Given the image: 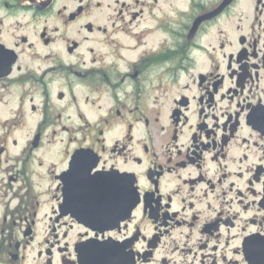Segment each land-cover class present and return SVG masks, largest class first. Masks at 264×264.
Masks as SVG:
<instances>
[{"label": "flooded vegetation", "instance_id": "af4514ba", "mask_svg": "<svg viewBox=\"0 0 264 264\" xmlns=\"http://www.w3.org/2000/svg\"><path fill=\"white\" fill-rule=\"evenodd\" d=\"M0 264H264V0H0Z\"/></svg>", "mask_w": 264, "mask_h": 264}]
</instances>
